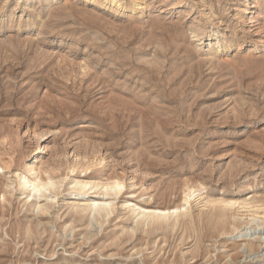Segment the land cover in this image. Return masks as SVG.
<instances>
[{"label": "rangeland", "instance_id": "rangeland-1", "mask_svg": "<svg viewBox=\"0 0 264 264\" xmlns=\"http://www.w3.org/2000/svg\"><path fill=\"white\" fill-rule=\"evenodd\" d=\"M263 212L264 0H0V264H264Z\"/></svg>", "mask_w": 264, "mask_h": 264}, {"label": "bare ground", "instance_id": "bare-ground-1", "mask_svg": "<svg viewBox=\"0 0 264 264\" xmlns=\"http://www.w3.org/2000/svg\"><path fill=\"white\" fill-rule=\"evenodd\" d=\"M24 182V186H27V188H31V191L33 192H37L39 193L40 190H42L43 188L47 187V186H53L54 184L52 182H48L47 184H41L35 181H26V179H23ZM75 185L79 186L80 189H84L87 185L89 186V189H92L94 187H97V185L95 184H91V183H86V182H82V181H75ZM123 184L119 181H113L111 184H107L104 185V190L107 191H111L112 194L117 195L118 193H120L121 188H122ZM108 194L109 193H105ZM185 197H188V194H186ZM186 199L184 200V203H186ZM108 206H111L106 202H98L97 200H92L90 203L86 204L85 207L83 208L84 211H89L91 213L94 212H99V211H103L104 214H109V210L107 209ZM138 210V214L137 215H141V217L147 218V217H153V218H157V219H162L164 220L166 218V216H169L171 214H177L179 212L178 208H173L172 210L169 209H163V210H155L154 212H145L144 210H142L141 208H137ZM260 209L255 208V212L254 214L258 213L257 211H259ZM136 211V210H135ZM264 215V212H263ZM248 233V228L244 229V233L242 235H240L239 239H241V237H245L247 236ZM261 244V243H260ZM264 244V243H263ZM249 250H253L255 247L253 245L252 242H249L248 244H245Z\"/></svg>", "mask_w": 264, "mask_h": 264}]
</instances>
